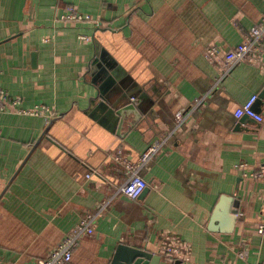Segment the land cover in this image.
I'll list each match as a JSON object with an SVG mask.
<instances>
[{
	"label": "crops",
	"instance_id": "obj_1",
	"mask_svg": "<svg viewBox=\"0 0 264 264\" xmlns=\"http://www.w3.org/2000/svg\"><path fill=\"white\" fill-rule=\"evenodd\" d=\"M71 11L92 22H61ZM263 15L264 0H0V90L20 100L0 112V264H36L103 201L73 264H110L119 244L156 264H264V178L244 175L264 171V56L225 77L204 57ZM252 95L261 123L234 116ZM37 105L48 120L16 113ZM130 105L140 118L121 120ZM156 140L147 188L128 199L124 167ZM163 232L190 245L189 261L157 254Z\"/></svg>",
	"mask_w": 264,
	"mask_h": 264
},
{
	"label": "built area",
	"instance_id": "obj_2",
	"mask_svg": "<svg viewBox=\"0 0 264 264\" xmlns=\"http://www.w3.org/2000/svg\"><path fill=\"white\" fill-rule=\"evenodd\" d=\"M61 22H92L89 15H82L76 12H70L61 18ZM87 39V37H82ZM264 56V15L258 25L253 26L246 35L245 40L237 47L225 52L221 58L218 57V50L215 46H208L204 50L206 61L212 65H219L221 77L225 75L238 63H248L252 66H261V60ZM257 95H252L235 111V118L249 117L257 121L263 122V118L254 109ZM9 100V101H8ZM198 103L199 99H195ZM7 103L18 106L19 99H8L5 91L0 90V112L8 111ZM18 114L43 117L45 120L50 118L49 109L45 105H37L31 110L18 109ZM185 114L182 111L176 113L175 120L180 127L184 120ZM165 142L156 140L152 142L148 148L141 154L140 158L133 165H126L121 150L115 152L114 160L122 164L125 168L126 177L118 186L117 191L131 200H136L147 188V183L143 179L142 171L155 159L157 153L163 147ZM239 168L245 169V164H239ZM91 173L87 175L90 177ZM253 178H264V171L244 173ZM106 201L99 203L95 211H87L81 217L78 224L62 239V241L44 258L39 259L36 264H73V251L77 245L85 238H94L97 228V219L103 209L106 207ZM257 233L264 236V222L257 226ZM157 254L165 259L172 261L186 262L191 257V247L183 239L173 233L163 232L159 235L157 243ZM259 264V263H256Z\"/></svg>",
	"mask_w": 264,
	"mask_h": 264
},
{
	"label": "water",
	"instance_id": "obj_3",
	"mask_svg": "<svg viewBox=\"0 0 264 264\" xmlns=\"http://www.w3.org/2000/svg\"><path fill=\"white\" fill-rule=\"evenodd\" d=\"M129 111H133V113H136L135 114L137 115L136 119L140 118V114L131 105L129 107H125L123 109L117 110L116 114L122 120L124 118V115L126 113H129ZM51 122L52 120H50L49 124H51ZM135 122L136 120L132 123V125ZM235 206H238L237 202H235ZM219 208L220 207H218L217 210H219ZM217 210L215 211L214 218L217 216ZM232 213H234V211H232ZM157 261H159L158 256H155L149 252L143 251L136 247H131L125 244H119L116 247L114 256L110 264H156Z\"/></svg>",
	"mask_w": 264,
	"mask_h": 264
}]
</instances>
